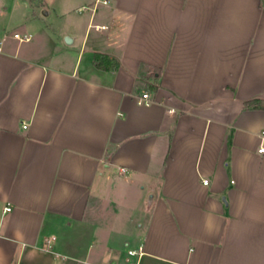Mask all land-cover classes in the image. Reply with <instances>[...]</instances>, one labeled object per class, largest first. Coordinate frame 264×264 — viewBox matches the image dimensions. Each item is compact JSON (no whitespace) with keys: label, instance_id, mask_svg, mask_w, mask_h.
<instances>
[{"label":"crops","instance_id":"1","mask_svg":"<svg viewBox=\"0 0 264 264\" xmlns=\"http://www.w3.org/2000/svg\"><path fill=\"white\" fill-rule=\"evenodd\" d=\"M0 39V264H264L263 0H0Z\"/></svg>","mask_w":264,"mask_h":264},{"label":"built area","instance_id":"2","mask_svg":"<svg viewBox=\"0 0 264 264\" xmlns=\"http://www.w3.org/2000/svg\"><path fill=\"white\" fill-rule=\"evenodd\" d=\"M13 34H14V36H16V37H18L19 39H29L30 37H31V34L30 33H28V32H22V31H19V30H15L14 32H13ZM2 47V40L0 39V48ZM139 101H151V94H150V92L149 91H147V90H145V91H143L141 94H140V96H139ZM24 125H27V123L26 122H24ZM260 134H261V136L264 138V127L261 129V131H260ZM259 150H264V142H263V144H261L260 146H259ZM203 181H205V182H209V178L208 177H204L203 178ZM6 207L8 208V209H10L11 208V205L10 204H8V205H6ZM45 245L47 246V247H49L50 245H51V242L50 241H47L46 243H45ZM129 253H131V254H141L142 252H143V244H140L139 246H138V248H136V247H131V248H129ZM138 263V261H131V263L130 264H137ZM10 264H16L15 262H11Z\"/></svg>","mask_w":264,"mask_h":264},{"label":"trees","instance_id":"3","mask_svg":"<svg viewBox=\"0 0 264 264\" xmlns=\"http://www.w3.org/2000/svg\"><path fill=\"white\" fill-rule=\"evenodd\" d=\"M264 3V0H263ZM95 62L99 66L103 67H110L112 65V60L111 58L103 54L101 52H97L95 55ZM264 105V99L261 97H252L247 100H245V106H263Z\"/></svg>","mask_w":264,"mask_h":264},{"label":"water","instance_id":"4","mask_svg":"<svg viewBox=\"0 0 264 264\" xmlns=\"http://www.w3.org/2000/svg\"><path fill=\"white\" fill-rule=\"evenodd\" d=\"M44 12H47V10H44ZM66 40H68V41H71L72 40V37L71 36H69V35H66Z\"/></svg>","mask_w":264,"mask_h":264}]
</instances>
